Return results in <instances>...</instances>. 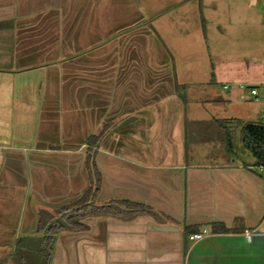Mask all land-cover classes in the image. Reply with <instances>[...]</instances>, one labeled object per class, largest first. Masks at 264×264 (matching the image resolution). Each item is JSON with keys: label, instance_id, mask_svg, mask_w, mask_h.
I'll list each match as a JSON object with an SVG mask.
<instances>
[{"label": "crops", "instance_id": "0c3cea01", "mask_svg": "<svg viewBox=\"0 0 264 264\" xmlns=\"http://www.w3.org/2000/svg\"><path fill=\"white\" fill-rule=\"evenodd\" d=\"M191 4L202 5L203 35L212 25L245 41L243 26L264 28V0H0V264L38 235L41 211L89 189L90 153L98 204L129 201L160 218H91L89 230L61 233L53 264H264V167L237 123H218L256 122L211 112L246 102L180 68L187 23L169 21L180 43L157 26ZM244 47L234 53H252ZM186 228L211 235L192 246Z\"/></svg>", "mask_w": 264, "mask_h": 264}, {"label": "rangeland", "instance_id": "374dc122", "mask_svg": "<svg viewBox=\"0 0 264 264\" xmlns=\"http://www.w3.org/2000/svg\"><path fill=\"white\" fill-rule=\"evenodd\" d=\"M183 11L184 10H181L179 12L181 15L175 12L161 18V20L157 22L159 29H161V27L166 28L169 33V35L166 34V36H168L169 40H174L178 43H180L181 39L174 34V30H170L169 21L172 19H181L189 26L185 27V29L189 28L193 36L191 42L188 43L189 51L193 54H190L183 44L174 43V46H178V49H176L178 53L180 52L181 54L184 50L188 52V54L186 53V55L182 56L180 68L185 67L184 71L188 68L189 70H194L197 74L195 78H198L202 85L205 84L207 87H212L211 89L219 92L226 100L229 98V93L234 94L235 97L242 93L238 87L240 85L258 87L259 89L264 87V28L262 30V27L253 25H249V27L243 26L242 30L244 32L247 30L250 34L247 40L244 41V38H242L241 41L235 39H226L227 41H223L224 36L221 38L219 30L212 25L208 27L206 34L203 35V24L201 23L203 9L201 4H197V6L191 4L186 8L185 12ZM196 18L199 19L200 24L198 21L196 22ZM227 31L231 32V29H227ZM226 44L229 45V48L226 47ZM240 46H245L242 50L249 46L250 49H253L252 53L241 56L236 55L235 50ZM225 52L233 53L232 58H227ZM191 59H193L191 61L192 65L188 66L183 64ZM225 86H231V88L225 90ZM195 90L202 93V89L198 88ZM198 91L197 93H199ZM261 93H263V91H261ZM225 103V105L209 107V110L211 112H216L218 115H227L230 117L242 116L243 118H247L248 122L264 124L263 99L260 102L246 103L234 99L231 103L229 101ZM227 103H230V105ZM246 153L250 159H253V156L248 150H246ZM210 235L211 232L209 231L207 236ZM195 243L196 242H191V245L193 246ZM241 244L243 245L242 242L239 243V245ZM260 244L264 245V238ZM1 264H12V261L7 260Z\"/></svg>", "mask_w": 264, "mask_h": 264}, {"label": "trees", "instance_id": "16d2710c", "mask_svg": "<svg viewBox=\"0 0 264 264\" xmlns=\"http://www.w3.org/2000/svg\"><path fill=\"white\" fill-rule=\"evenodd\" d=\"M179 88V85H177V94L183 97ZM230 122H235L242 128L241 137L245 149L256 159L258 167H264V124H246L241 120L218 121L222 127ZM105 128L99 134L90 138L89 145L91 147H95L99 143L104 135ZM229 145L230 151H234L231 140ZM87 169L91 183L89 189L78 201L58 210L55 215L41 211L39 214L40 228L38 235L22 237L18 241L15 252L10 258L12 264H53L56 244L61 233L67 230L77 233L87 231L89 230L88 220L91 218H117L123 221H131L144 214H154L158 217L148 206L129 201L114 200L105 204H98L97 197L101 190L102 175L97 169L94 155L91 153L88 155ZM213 228L214 233L228 232L219 225ZM194 232L196 234L201 233L200 229L191 230L186 228L188 237Z\"/></svg>", "mask_w": 264, "mask_h": 264}, {"label": "built area", "instance_id": "2783aa9c", "mask_svg": "<svg viewBox=\"0 0 264 264\" xmlns=\"http://www.w3.org/2000/svg\"><path fill=\"white\" fill-rule=\"evenodd\" d=\"M240 91L242 92L239 95V100L244 102H260L262 99L264 100V87L259 89L258 87H248L245 85L238 86ZM231 86H225V90H229ZM263 91V93H261ZM209 234V230L205 229L201 233H197L190 236V240L193 242L203 240ZM252 234L250 231L246 232V236L249 240L252 239Z\"/></svg>", "mask_w": 264, "mask_h": 264}]
</instances>
